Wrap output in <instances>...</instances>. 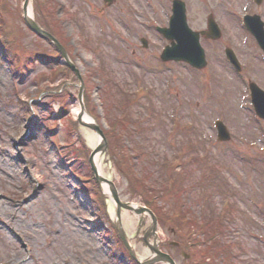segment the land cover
I'll use <instances>...</instances> for the list:
<instances>
[{
	"label": "rangeland",
	"instance_id": "rangeland-1",
	"mask_svg": "<svg viewBox=\"0 0 264 264\" xmlns=\"http://www.w3.org/2000/svg\"><path fill=\"white\" fill-rule=\"evenodd\" d=\"M23 1L0 0L13 44L12 53L0 48V264H135L111 225L115 204L108 199L104 215L93 192L81 190L79 175L87 176L88 168L83 160L73 162L67 150L74 144L89 156L99 140L81 126L83 141L70 133L80 82L73 72H54L65 61H55L56 49L27 28ZM182 1L192 30H205L211 11L223 29L219 41L201 38L204 70L160 60L170 43L157 28L168 27L172 0H116L110 7L103 0H53L104 130L128 115L138 130L120 132L127 154L136 156L134 172L147 175L155 190L170 177L183 184V193H160L158 207L168 218L182 207L198 220L208 213L221 216L220 241L232 257L209 264H264V121L254 115L248 90L249 80L264 88V55L238 17L254 11L264 20V6L248 9L251 0ZM228 6L237 13L233 18ZM226 47L242 60L239 78L229 70ZM217 120L228 128L229 142L218 141ZM109 153L101 159L105 177L123 202L144 205L132 197L130 180ZM150 223L146 215L122 211L123 229L142 262L151 256L142 240ZM167 224L158 229L160 240L178 246L163 251L177 264H205L198 245L205 236ZM182 252L190 258L185 261Z\"/></svg>",
	"mask_w": 264,
	"mask_h": 264
},
{
	"label": "water",
	"instance_id": "water-1",
	"mask_svg": "<svg viewBox=\"0 0 264 264\" xmlns=\"http://www.w3.org/2000/svg\"><path fill=\"white\" fill-rule=\"evenodd\" d=\"M105 3L112 4L114 0H104ZM30 0H25L23 4V17L29 28L35 32L37 35L52 42L58 50L61 52L63 58L65 59L67 65L75 72L77 77L81 81V87L79 91V103H80V113L78 115L79 124L88 127L97 132L100 139L98 145L91 153L89 161L91 169L94 173L95 179L103 193L108 196L116 206L117 220L116 228L121 237L123 243L127 247L130 255L138 261L135 252L131 247L126 234L122 228L121 222V209L130 210L136 215H148L152 221L151 226L146 231L144 235V240L147 243L149 249L152 251L153 256L146 262H139V264H176L174 259L167 253L160 249V241L157 235L158 221L154 213L144 207L130 202H122L119 197L118 190L114 183L109 179L103 177L99 172V163L102 158L103 153L107 149V140L101 130L100 126L94 119L86 120L84 118L86 110L83 104V83L81 75L78 69L75 67L74 63L69 59L68 54L65 52L64 48L58 42V40L52 36L47 31L43 30L35 21L34 16L29 13ZM246 22L248 27L251 29L252 33L258 40L261 48L264 50V30L263 25L260 24L258 18H247ZM160 32L164 37L171 41V45L166 47L161 55V59L164 62L176 61V62H186L192 67L197 69H203L206 66V58L203 48L200 45V35H205L206 38L212 40H218L221 36L217 24L212 18L209 19L208 31L197 33L193 32L187 24L186 20V9L185 4L180 0H175L173 2V16L170 19V26L166 29H160ZM145 47H147L146 40H142ZM228 59H230L236 66V59L230 50H227ZM252 90V102L254 104L256 113L259 117L264 119V92L255 85H251ZM218 130V139L220 141H229L231 139L229 132L227 131L224 124L220 121L216 123ZM104 186L107 190H104ZM153 237V242L150 243L149 239ZM187 259L188 256L184 255Z\"/></svg>",
	"mask_w": 264,
	"mask_h": 264
},
{
	"label": "trees",
	"instance_id": "trees-1",
	"mask_svg": "<svg viewBox=\"0 0 264 264\" xmlns=\"http://www.w3.org/2000/svg\"><path fill=\"white\" fill-rule=\"evenodd\" d=\"M53 3V4H51ZM34 9L37 22L46 30L54 34L66 48V50L71 54V48L67 45V42L64 40L63 33L61 32L60 22L61 20L57 18V13L55 9V5L53 0H34ZM20 35L24 37L23 30H20ZM16 42V41H15ZM0 47L3 49V52L10 51L13 49V44L10 41V34L7 31L6 25L0 20ZM69 72L66 67H58L54 72ZM85 82V104L86 108L90 114L94 116V118L100 122L101 118L96 116L95 111L91 109V97L90 91L92 90V86H90L89 82L84 80ZM58 89V88H57ZM107 111V110H106ZM110 111V110H109ZM128 117V119H127ZM70 133H74L77 135L79 141H83L81 135L78 132V123L76 120L69 121ZM135 128L137 131L136 124L129 119L128 115L120 116L118 119H114L111 122V127L109 130L105 131L106 136L108 137V151L112 153L114 159L117 161L119 171L128 177L130 180L129 183V191L132 197H140L142 202L152 209L156 214L160 226L165 229L168 225L169 221L175 228H181L182 226H188L192 231H196L197 233H201L204 235V239L199 241L198 245L204 247L201 248V258L203 263H207L206 261L213 260L217 261L219 258H226L229 262L231 257V248L220 241V238L223 234L225 225L221 219V216L208 213L203 220H198L194 216H191V212L184 207H182L181 212L175 213L173 218H168V214L163 213V209L158 207L157 201L160 199V193L164 191L177 189L178 192H182L183 184L181 182H177L172 177L168 178L166 182H164L162 186V190L156 188V190L148 185L149 178L146 176H138L134 172V167L132 166V159L136 158L135 154H127V150H125L123 146V134H121L120 130H128L131 133V129ZM134 131V132H135ZM114 142H113V141ZM137 155L141 153L139 151ZM109 153V154H110ZM140 153V154H139ZM74 154L76 157H80L81 160L84 161V164L87 166V178L90 181H94L93 174L88 166V150L87 149H74ZM130 163L129 165H126ZM85 178V177H84ZM83 178V179H84ZM150 184V183H149ZM93 191L95 193V199L97 200L98 206L101 211L107 215V205L106 198L103 196L100 191L98 185L96 183L93 184ZM190 218V221H189ZM114 225V224H112ZM193 227V228H191ZM164 247L170 248L169 243H164ZM229 264V263H228Z\"/></svg>",
	"mask_w": 264,
	"mask_h": 264
},
{
	"label": "flooded vegetation",
	"instance_id": "flooded-vegetation-1",
	"mask_svg": "<svg viewBox=\"0 0 264 264\" xmlns=\"http://www.w3.org/2000/svg\"><path fill=\"white\" fill-rule=\"evenodd\" d=\"M252 1V0H251ZM250 4L251 5H249V9H252V5H256V4H252V2H250ZM256 6H258V7H262V6H264V0H262V3L261 4H257ZM224 7H225V5H224ZM229 8H230V6H228ZM231 9V8H230ZM230 9H225L226 10V13L229 15V17L230 18H233V17H231V13H235V11L233 10L232 11V9L230 10ZM231 11V12H230ZM212 15H213V12L211 11L210 12ZM248 13H250V14H256V12H254V11H248ZM235 14H237V13H235ZM257 15H259V14H257ZM260 17H261V15H259ZM240 63H241V73L244 71V65L242 66V60H240ZM233 66L231 65V64H229V69H230V71L232 72L233 71ZM250 81V80H249Z\"/></svg>",
	"mask_w": 264,
	"mask_h": 264
},
{
	"label": "bare ground",
	"instance_id": "bare-ground-1",
	"mask_svg": "<svg viewBox=\"0 0 264 264\" xmlns=\"http://www.w3.org/2000/svg\"><path fill=\"white\" fill-rule=\"evenodd\" d=\"M29 11H30V10H29ZM75 114L77 115V114H78V111H76ZM98 167H99V172H100V174L103 175V176H105V175H104V171H103L102 166L99 164ZM104 189L106 190V187H104Z\"/></svg>",
	"mask_w": 264,
	"mask_h": 264
}]
</instances>
